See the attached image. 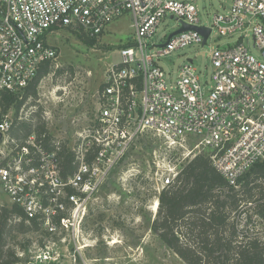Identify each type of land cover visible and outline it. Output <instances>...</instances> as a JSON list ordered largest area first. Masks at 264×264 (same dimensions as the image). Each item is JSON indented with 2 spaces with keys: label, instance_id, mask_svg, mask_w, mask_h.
<instances>
[{
  "label": "built area",
  "instance_id": "2783aa9c",
  "mask_svg": "<svg viewBox=\"0 0 264 264\" xmlns=\"http://www.w3.org/2000/svg\"><path fill=\"white\" fill-rule=\"evenodd\" d=\"M231 2L204 25L195 0H0V93L26 90L56 58L51 39L61 30L98 38L125 18L133 30L118 50L119 61L105 70L89 125L72 147L68 141L77 162L73 172L63 175L60 166L57 150L64 139L49 150L33 132L0 152V185L28 220L41 223L44 244L36 259L76 256L60 244L81 241L90 206L141 138H157L162 150L154 149V170L130 167L122 173L129 193L144 180L148 187L137 189L161 194L178 181L186 157L198 154H208L236 187L264 161V0ZM169 16L180 21L179 28L210 29L207 40L188 29L154 41ZM214 31L236 39L210 51V75L194 58L176 72L160 64L176 50L205 46ZM250 36L258 54L246 42ZM12 124L8 114L0 119V138L8 137Z\"/></svg>",
  "mask_w": 264,
  "mask_h": 264
},
{
  "label": "rangeland",
  "instance_id": "374dc122",
  "mask_svg": "<svg viewBox=\"0 0 264 264\" xmlns=\"http://www.w3.org/2000/svg\"><path fill=\"white\" fill-rule=\"evenodd\" d=\"M195 4L201 22L210 25L213 14L225 13L232 2L195 0ZM130 24V18L119 20L92 42H86L83 39L86 36H79L68 30H61L54 35L51 43L57 56L50 74L40 81L36 96L25 97V91L17 93L18 99L25 98L18 115L15 108L6 113L16 126V133L24 138L28 126L34 130L38 125L44 124L52 135L67 139L72 147L78 133L89 125V119L95 112L108 64L119 61L118 50L132 39L133 30ZM180 24V21L169 16L161 22L153 40L165 38V35L177 30ZM235 39L236 37H221L214 31L205 46L194 45L176 50L163 58L160 64L167 72H176L188 58H194L200 71L210 75V51L215 47L233 43ZM246 42L258 54L251 36L246 38ZM6 114L0 108V119ZM161 144V141L151 136L139 139L127 158L115 169L108 183L102 188L98 200L90 206L84 237L77 245L60 244L63 249H69L76 256L48 261L36 259L44 244L43 238L32 229L19 230L14 219L11 222L13 224L8 226L14 228L7 235L5 248L10 247L17 251L20 257L17 264H187L151 228L158 218L159 204L156 210L151 206L154 201L159 202L160 194L149 193L142 188L139 190L140 187H148V182L144 180L139 182L140 187L134 184L136 191L129 193L127 183L121 180L122 173L130 167L144 172L154 170V149L162 150ZM8 147V137L0 138V152L3 150L8 153ZM189 158L191 156L186 157L184 164L188 163ZM0 206H12V201L1 185ZM235 216V213L231 214L232 219ZM246 217V212H241L235 219L241 231L240 236L264 237L263 220L253 214L247 226ZM76 247H79L77 251Z\"/></svg>",
  "mask_w": 264,
  "mask_h": 264
},
{
  "label": "trees",
  "instance_id": "16d2710c",
  "mask_svg": "<svg viewBox=\"0 0 264 264\" xmlns=\"http://www.w3.org/2000/svg\"><path fill=\"white\" fill-rule=\"evenodd\" d=\"M83 39L86 42L95 40L89 37ZM53 66V62L45 63L35 80L26 88L25 97L37 95L40 81L50 74ZM24 101L25 98L18 99L17 93H0L3 114L15 108L18 115ZM16 130L12 124L8 132L9 144H12V140L21 142L33 132L45 149H54V142L58 141L44 124L34 130L28 126L24 138ZM61 141L57 151L65 175L76 169L77 162L68 140ZM241 212H246L248 216L247 226L253 214L264 222V161L257 163L236 187L213 166L208 154L203 153L188 161L178 181L162 191L158 218L151 228L187 264H264V237L240 236L241 231L235 219ZM233 213L237 215L235 219L231 218ZM13 219L19 230L39 232L41 229V223L36 219L28 220L17 205L0 206V264H17L20 261L16 250L5 248L7 235L14 228L8 227L13 224Z\"/></svg>",
  "mask_w": 264,
  "mask_h": 264
},
{
  "label": "water",
  "instance_id": "95a60500",
  "mask_svg": "<svg viewBox=\"0 0 264 264\" xmlns=\"http://www.w3.org/2000/svg\"><path fill=\"white\" fill-rule=\"evenodd\" d=\"M188 29H195L200 31L203 35H204V42L207 40L209 33H210V29L205 28V27H200V26H192V25H187V24H183L178 30H176L175 32H173L169 38H171L174 34L180 33L184 30H188Z\"/></svg>",
  "mask_w": 264,
  "mask_h": 264
},
{
  "label": "bare ground",
  "instance_id": "6f19581e",
  "mask_svg": "<svg viewBox=\"0 0 264 264\" xmlns=\"http://www.w3.org/2000/svg\"><path fill=\"white\" fill-rule=\"evenodd\" d=\"M158 204H159V202H156V204L155 203L153 204L154 205V207H153L154 210H156L158 208Z\"/></svg>",
  "mask_w": 264,
  "mask_h": 264
}]
</instances>
